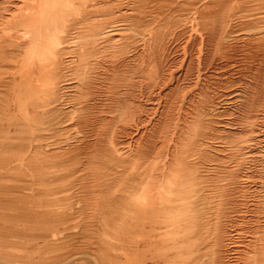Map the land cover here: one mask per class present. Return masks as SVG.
Returning a JSON list of instances; mask_svg holds the SVG:
<instances>
[{
  "label": "bare ground",
  "instance_id": "6f19581e",
  "mask_svg": "<svg viewBox=\"0 0 264 264\" xmlns=\"http://www.w3.org/2000/svg\"><path fill=\"white\" fill-rule=\"evenodd\" d=\"M0 264H264V0H0Z\"/></svg>",
  "mask_w": 264,
  "mask_h": 264
}]
</instances>
